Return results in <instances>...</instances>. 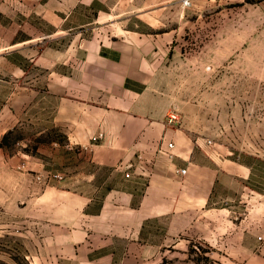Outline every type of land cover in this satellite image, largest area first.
Returning a JSON list of instances; mask_svg holds the SVG:
<instances>
[{
    "label": "crops",
    "instance_id": "0c3cea01",
    "mask_svg": "<svg viewBox=\"0 0 264 264\" xmlns=\"http://www.w3.org/2000/svg\"><path fill=\"white\" fill-rule=\"evenodd\" d=\"M80 1L90 14L74 26L75 65L53 71V80L49 70L42 88L34 85L26 96L29 122L39 132L59 127L63 139L50 137L47 145L13 154L28 158L32 175H61L31 178L32 193L20 201L43 227L32 263L147 264L148 249L163 252L162 239L154 238H162L163 229L166 237L179 229L200 237L237 232L239 250L253 253L254 167L230 155L229 146L209 143L215 138L204 127L228 124L225 95L212 97L209 85L184 90L163 80L181 41L178 13L194 11L195 0ZM166 13H174V21ZM254 91L264 92V83ZM174 109L180 121L169 123ZM21 113L8 120L0 108L1 135L22 123ZM225 138L223 132L218 141ZM182 167L185 174L176 171ZM219 190L233 205L245 201L247 212L236 214L229 202L219 206ZM263 207L258 201L256 210Z\"/></svg>",
    "mask_w": 264,
    "mask_h": 264
},
{
    "label": "rangeland",
    "instance_id": "374dc122",
    "mask_svg": "<svg viewBox=\"0 0 264 264\" xmlns=\"http://www.w3.org/2000/svg\"><path fill=\"white\" fill-rule=\"evenodd\" d=\"M194 2V11L189 8L178 13L181 41L176 44L174 57L167 65L170 71L163 80H173L184 90L186 86L209 85L216 88L211 89L212 97L225 95L228 124L204 127L216 139L209 143L229 146L230 155L254 167V250H239L242 237L237 232L227 237L214 233L200 237L179 229L175 236L166 237L163 229L162 238L158 234L154 237L157 242L162 239L163 252L148 249L144 257L147 264H264V207L256 210L258 201L264 203V92L254 91L256 85L264 83V73L258 70L264 67V0ZM89 14L80 0H0V108L6 110L4 119L8 120L11 113L22 112V123L0 134V264H33L32 251L43 237L42 223L28 218L26 203L20 201L26 202L32 193L31 178H44L49 173L32 175L26 164L28 158L13 154L47 145L54 133L39 132L29 122L27 92L34 85L41 89L49 70L53 80L58 79L53 71L75 65L69 43L74 26ZM167 17L174 21L175 14L166 13ZM131 20L135 22L136 17ZM200 53L209 58L199 59ZM196 69L199 73L191 72ZM18 104L23 108L18 109ZM223 132L225 140L218 141ZM48 161L53 162L52 158ZM85 167L93 168L90 163ZM226 195L227 191L219 190V206L232 202ZM231 204L229 208L236 214L247 212L245 201ZM239 220L236 217L234 222ZM243 223L249 226L250 219ZM243 238L251 240V236Z\"/></svg>",
    "mask_w": 264,
    "mask_h": 264
},
{
    "label": "built area",
    "instance_id": "2783aa9c",
    "mask_svg": "<svg viewBox=\"0 0 264 264\" xmlns=\"http://www.w3.org/2000/svg\"><path fill=\"white\" fill-rule=\"evenodd\" d=\"M167 121L169 123H176L180 121V115L178 113V111L176 109L172 110L169 114H168V119ZM103 136L102 132H99L98 134H95L92 136V139L95 141L97 140L99 137ZM169 146L173 145V142H169L168 143ZM176 171L179 172L180 174H185L187 172V168L186 167H182V168H176ZM132 172L130 170L125 172V175L127 177L131 176ZM49 176H53V177H60L61 175L58 172H54V173H50L47 175ZM39 178H42L41 176H39Z\"/></svg>",
    "mask_w": 264,
    "mask_h": 264
},
{
    "label": "trees",
    "instance_id": "16d2710c",
    "mask_svg": "<svg viewBox=\"0 0 264 264\" xmlns=\"http://www.w3.org/2000/svg\"><path fill=\"white\" fill-rule=\"evenodd\" d=\"M50 131H51L52 133H54V134H52L51 138H58V139H60V140L63 139V138H62L63 132L60 130L59 127H53V128H51Z\"/></svg>",
    "mask_w": 264,
    "mask_h": 264
}]
</instances>
